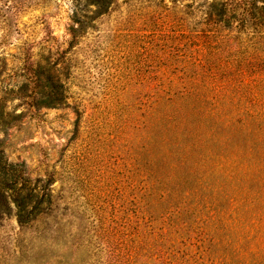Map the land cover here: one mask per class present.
I'll use <instances>...</instances> for the list:
<instances>
[{"label":"rangeland","instance_id":"374dc122","mask_svg":"<svg viewBox=\"0 0 264 264\" xmlns=\"http://www.w3.org/2000/svg\"><path fill=\"white\" fill-rule=\"evenodd\" d=\"M211 2L0 0V179L10 167L22 170L26 187L41 194L47 173L53 200L33 226L20 225L13 202L0 200V264H109L106 229L129 185L136 189L141 180L154 193L146 216L159 225L171 212L177 235L203 238L198 244L210 258L221 248L217 238L237 237L238 223L264 215V112L251 115L264 108V57L250 58L241 49L219 56L218 71L242 70L256 81L247 91L256 104L238 103L246 106L251 126L231 121L242 140L219 144L214 134L221 125L207 120L212 105L201 106L202 113L190 114L183 125L174 123L163 137L149 143L137 138L142 47L162 39L160 32L180 38L187 11ZM222 2L229 7L230 1ZM30 54L61 92L56 108L36 109L31 102L37 94L25 70ZM229 216L240 221L226 231ZM259 226L241 242L249 253L264 248V218ZM152 245L146 237L142 254Z\"/></svg>","mask_w":264,"mask_h":264},{"label":"trees","instance_id":"16d2710c","mask_svg":"<svg viewBox=\"0 0 264 264\" xmlns=\"http://www.w3.org/2000/svg\"><path fill=\"white\" fill-rule=\"evenodd\" d=\"M228 1L229 7L222 0H212L205 9L187 11L188 28L180 38L170 39L160 32L158 36L161 35L162 39L151 47H142L147 54L141 57L138 76V139L149 143L154 136L161 134L163 137L172 125H176L174 123L183 125L190 114L196 112L197 116L202 113L201 106L212 105L207 120L217 121L218 126L225 128L220 130V127L214 134L220 140L219 144L224 147L242 140L239 129L234 128L238 125L231 121L240 122L246 128L251 126V121L245 119L246 106H238V103L244 98L256 104L257 97L247 94L256 81L242 70L218 71L217 67L221 53H234L237 49L250 58L264 57V0H243V6L234 3L236 0ZM222 43L226 45L221 46ZM229 67H234L231 61ZM25 70L37 94L30 96L34 108H56L61 101L58 96L61 92L54 88L52 77L45 75L31 54L26 58ZM222 106L227 110L224 111ZM263 112L264 108L260 107L257 111L252 109L251 115L255 113L259 116ZM202 116L207 117V114ZM259 122V130L264 137V120ZM128 139L133 140V137L128 136ZM10 168L11 174L0 179V200L13 202L20 225L33 226L39 218L49 214L47 209H52L53 200L49 191L52 177L44 174L45 180L40 188L42 193L39 194L36 187H26L21 179L22 170ZM146 181L142 183L141 180L136 189L129 185V191L123 195V202L110 220L106 229L110 243L109 264H145L152 258L153 262L148 264H264V248L257 247L258 252L251 253L241 248V242L257 231L256 227H260L259 221L264 215L258 219L251 218V223H238L237 237L227 233V239L217 238L216 245L221 248L217 250V255L210 258L209 253L198 244L203 238L177 235L179 222L171 218V212L164 219L159 218V225H156V219L146 216L144 208L154 194ZM44 203L46 206H43ZM236 205L230 203L232 212L237 211ZM239 207L246 206L240 202ZM175 211L179 213L180 210ZM239 221V217L225 218L224 229L227 231ZM146 237L154 243V249L151 253L148 250L147 254H142L139 244L145 243ZM229 243L232 247L228 249Z\"/></svg>","mask_w":264,"mask_h":264}]
</instances>
